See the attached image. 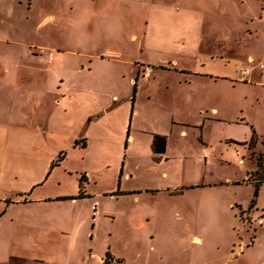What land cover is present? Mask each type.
I'll return each mask as SVG.
<instances>
[{
  "label": "rangeland",
  "instance_id": "374dc122",
  "mask_svg": "<svg viewBox=\"0 0 264 264\" xmlns=\"http://www.w3.org/2000/svg\"><path fill=\"white\" fill-rule=\"evenodd\" d=\"M261 4L0 0V83L12 84L9 92L5 87L10 103L24 100L27 117L35 111L31 95L38 86L21 83L54 77L46 69L55 51L60 73L100 105L113 106L103 128L75 126L57 144L72 173L62 188L73 191L75 171L85 172L92 198L77 203L68 241L42 244L43 257L58 253L62 264H264V183L254 197L249 181L264 150ZM230 61L235 68L226 66ZM133 79V139L125 147L122 113ZM3 91L0 84V119ZM92 106L91 100L85 107ZM155 132L167 136V160L150 155ZM75 135L89 139L86 149L71 148ZM110 192L118 194H104ZM93 200L101 214L92 212ZM11 235L10 224H0V261L20 245ZM53 262L35 264H59Z\"/></svg>",
  "mask_w": 264,
  "mask_h": 264
},
{
  "label": "crops",
  "instance_id": "0c3cea01",
  "mask_svg": "<svg viewBox=\"0 0 264 264\" xmlns=\"http://www.w3.org/2000/svg\"><path fill=\"white\" fill-rule=\"evenodd\" d=\"M257 19L264 22L263 4H261V11ZM252 21L253 19H249L245 22ZM248 35L251 36L252 33ZM49 57L46 71L55 74L54 77L38 80L36 84H33L34 79H27L21 83L23 86H38L37 92L34 94L32 92L31 95L36 102L33 105L35 111L30 113L29 117L24 111L26 109L24 100L10 103L11 97L9 93L5 92V87L9 92L12 84L6 81L0 83L4 87L3 92H5L3 94L5 106L1 107L2 117L0 119V224H10L12 231L10 238H13L16 246L20 244L16 247L17 249H9L0 261L2 264H35L47 261L65 263L64 260L59 262L58 253H55L51 259L43 257L45 253L41 252L42 244L50 240L56 244L60 241L62 244L64 241H68L72 224L76 223L73 212L77 203L91 199L92 195L85 189V184L89 180L85 172L77 173L75 171V189L73 191L62 188L63 181L72 173L66 166V152L57 144L63 140V133L74 129L75 126L85 127L88 132H95V130L103 128L102 122L106 119V112L113 107L112 104H106L104 101L100 105L99 98L94 93L83 94L81 90H84V85H75L74 80L60 73L59 71L63 67L57 60L55 51H52V55ZM228 64L229 66L233 64V67H236L231 61L227 62L226 66ZM80 67L83 69L82 65ZM149 68L151 71L153 70V67L149 66ZM169 68L172 71L185 74L184 70L177 69L175 66H167L164 70H169ZM90 69L87 65V70ZM136 72L135 68V76ZM194 73L208 74L200 71H194ZM232 73L233 71L220 76L231 77L235 71ZM135 79L132 81V90L134 85L136 90L138 88ZM71 90H76L77 93L72 94ZM114 95L111 96L112 100L115 98ZM91 100L93 106L90 110L85 106ZM135 102L136 92L134 95L132 92L127 103L128 111L122 113L125 147L133 139L131 123L135 114ZM75 110H79V117L75 118ZM211 112L217 115L215 107H212ZM154 135L165 136V151L163 153L153 152L151 145ZM94 136L99 139V135ZM69 140L72 149H86L89 144L87 137L75 135ZM148 143L153 161L167 160L168 139L166 135L158 132L151 133ZM60 153L64 155L58 163H55ZM53 163L54 165L51 167ZM81 176L85 178L82 183L84 197L76 198L79 193V178ZM50 190L56 192L48 193ZM104 194L110 196L113 192ZM97 202V200L92 201V206L95 204L92 212L97 213L99 210L98 214H101L103 211L98 208ZM8 228L5 225V237L8 236ZM197 239L199 238L197 237Z\"/></svg>",
  "mask_w": 264,
  "mask_h": 264
},
{
  "label": "trees",
  "instance_id": "16d2710c",
  "mask_svg": "<svg viewBox=\"0 0 264 264\" xmlns=\"http://www.w3.org/2000/svg\"><path fill=\"white\" fill-rule=\"evenodd\" d=\"M136 92V88H135V85L133 86V95L134 93ZM83 141V140H82ZM165 136H160V135H154L153 136V142H152V150L153 152H156V153H163L165 151ZM255 143H256V140L254 138V136L252 137V139L248 142V146L250 149H252L254 146H255ZM75 144H77V142H75ZM262 144H263V147H264V137L262 138ZM63 153H60L59 154V158L57 159V161H55V163L59 162L61 160V158L63 157ZM256 163H257V169L256 171L254 172L255 173V178L254 179H250L249 181L252 182L253 186H254V197L257 196V192H258V189L260 187V185L262 183H264V150H263V153L259 154L256 158ZM54 165L51 164V167ZM85 180V178L83 176H81L79 178V193L76 195V198H82L84 197V193H83V181ZM115 194H118V193H113L111 195H115ZM253 204V201L251 202ZM107 264V261L106 263Z\"/></svg>",
  "mask_w": 264,
  "mask_h": 264
}]
</instances>
